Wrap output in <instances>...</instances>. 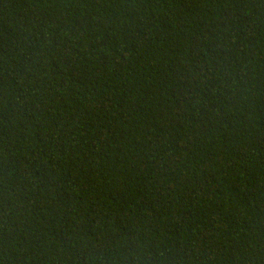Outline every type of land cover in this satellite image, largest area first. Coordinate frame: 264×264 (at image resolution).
<instances>
[{
  "label": "trees",
  "instance_id": "obj_1",
  "mask_svg": "<svg viewBox=\"0 0 264 264\" xmlns=\"http://www.w3.org/2000/svg\"><path fill=\"white\" fill-rule=\"evenodd\" d=\"M0 264H264V0H0Z\"/></svg>",
  "mask_w": 264,
  "mask_h": 264
}]
</instances>
